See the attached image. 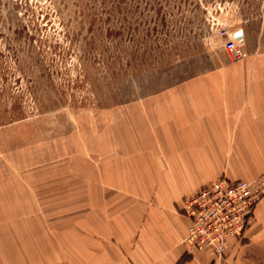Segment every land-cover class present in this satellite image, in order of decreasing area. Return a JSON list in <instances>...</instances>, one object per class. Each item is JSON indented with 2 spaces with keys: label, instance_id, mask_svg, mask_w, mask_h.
Wrapping results in <instances>:
<instances>
[{
  "label": "rangeland",
  "instance_id": "obj_1",
  "mask_svg": "<svg viewBox=\"0 0 264 264\" xmlns=\"http://www.w3.org/2000/svg\"><path fill=\"white\" fill-rule=\"evenodd\" d=\"M221 47L264 51V0H0V264H73L98 240L132 102Z\"/></svg>",
  "mask_w": 264,
  "mask_h": 264
},
{
  "label": "crops",
  "instance_id": "obj_2",
  "mask_svg": "<svg viewBox=\"0 0 264 264\" xmlns=\"http://www.w3.org/2000/svg\"><path fill=\"white\" fill-rule=\"evenodd\" d=\"M221 48L213 66L132 102L114 159L100 166L114 209L100 211L98 240L83 243L73 264H264V196L223 258L184 240L185 196L220 176L264 177V51L235 62Z\"/></svg>",
  "mask_w": 264,
  "mask_h": 264
},
{
  "label": "built area",
  "instance_id": "obj_3",
  "mask_svg": "<svg viewBox=\"0 0 264 264\" xmlns=\"http://www.w3.org/2000/svg\"><path fill=\"white\" fill-rule=\"evenodd\" d=\"M238 31V30H237ZM224 29L225 48L235 58L244 55L242 38ZM264 196V177L232 180L220 176L185 196L181 211L190 219L185 242L208 252L214 259L225 256L231 239H242L254 221L255 209Z\"/></svg>",
  "mask_w": 264,
  "mask_h": 264
},
{
  "label": "water",
  "instance_id": "obj_4",
  "mask_svg": "<svg viewBox=\"0 0 264 264\" xmlns=\"http://www.w3.org/2000/svg\"><path fill=\"white\" fill-rule=\"evenodd\" d=\"M235 37H236V38H242V37H243V32H242V30H238V31L235 33Z\"/></svg>",
  "mask_w": 264,
  "mask_h": 264
}]
</instances>
